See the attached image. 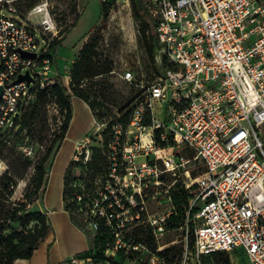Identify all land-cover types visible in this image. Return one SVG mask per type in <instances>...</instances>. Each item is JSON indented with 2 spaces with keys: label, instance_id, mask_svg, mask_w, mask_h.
<instances>
[{
  "label": "built area",
  "instance_id": "1",
  "mask_svg": "<svg viewBox=\"0 0 264 264\" xmlns=\"http://www.w3.org/2000/svg\"><path fill=\"white\" fill-rule=\"evenodd\" d=\"M25 1L0 0V131L17 130L37 92L61 77L52 43L62 31L52 0L23 9ZM144 1L162 74L140 82L127 125L95 120V131L77 143L69 166L78 181L75 198L86 208L94 236L104 227L109 255L132 254L137 264H206L205 257L229 252L232 264H239L233 254L241 251L247 264H264V0ZM27 73L30 83L18 80ZM66 77L71 80V68ZM121 77L136 81L132 71ZM98 133L109 167L101 186L92 189L78 167L91 160ZM21 148L35 155L33 145ZM196 164L204 167L197 180L191 170ZM178 173L186 188L197 185L188 211L189 217L197 207V226L193 244L187 235L174 261L161 253L170 246L162 241L175 213L171 186L163 185L168 174ZM163 191L169 209L162 207ZM140 225L152 229L156 249L133 233ZM84 262L94 264L79 254L70 259Z\"/></svg>",
  "mask_w": 264,
  "mask_h": 264
},
{
  "label": "rangeland",
  "instance_id": "2",
  "mask_svg": "<svg viewBox=\"0 0 264 264\" xmlns=\"http://www.w3.org/2000/svg\"><path fill=\"white\" fill-rule=\"evenodd\" d=\"M52 3L55 18L62 31L60 35L62 38L59 40L63 39L55 54V72L71 89L72 99L80 98L74 94L75 86L70 85V80L67 79L66 74L68 69L80 60L85 44L90 43L91 47L85 56L87 63L92 65L96 72L102 71L103 68L110 69V71L94 76L89 80H83L81 87L95 97L93 100L95 107L92 112L97 121L108 119L112 123H119L118 121L125 113L134 107L141 92V87L138 86L140 82L142 80L145 83L152 81L161 75L163 70V64L157 60L159 53L156 47L152 52L150 50L149 32L145 30L140 19L134 14L132 1L52 0ZM103 5L108 9L105 14ZM23 9L26 7L24 6ZM77 15H79V20L76 26L68 31L72 23L75 22ZM127 71L134 73L135 82H127L122 79L121 74ZM122 108L125 109V112H121ZM103 114L106 115L104 118L102 117ZM63 119L59 108L56 105H49L43 108L40 116L32 122L29 139L35 146V155L31 157L32 165L26 171L23 167V159L26 155L20 147L7 144L0 148V178L7 174L9 177H15L17 182L14 195L7 199H0L1 221L9 224L8 215L12 208H18L22 204L31 203L30 211L37 209V200L40 198L44 187L36 192L39 177L38 164L44 153L39 145L50 144L55 133L60 131ZM89 119L93 124L94 120L91 116ZM93 125V131H95L98 124L94 123ZM262 132L264 136V128ZM107 138L108 135H104V141ZM16 142L18 145L21 143L17 140ZM90 145L92 152L95 148L107 155V149L99 133L93 137ZM177 151L186 155L191 154L185 148H180ZM50 159L45 163V167L50 163ZM102 162L95 158L92 163L88 162L78 167V172L81 173L85 185L92 183L94 187L101 186L105 172V168L101 166ZM191 170L194 179L197 180L203 174L204 167L201 164H196L191 167ZM70 176L74 178L73 169L70 170ZM184 177L185 175H181V173L177 175L168 174L164 178L163 187L170 185L173 193L181 190V188L188 189L183 185ZM72 181L73 185L78 183L74 179ZM193 191L194 189L190 192ZM32 197L37 199H30ZM160 198L163 201V209L171 208L170 203L165 199L164 191ZM192 202L191 199L190 206ZM152 207V209L157 210L155 203L152 204ZM174 208L177 210L175 206ZM77 217L86 233L93 236V230L89 223L79 216ZM183 220L182 226L169 230L162 241V245L182 246L185 237L191 234L192 227L197 226L196 219L191 216L188 217V213ZM35 223L34 221L31 222L28 228L34 227ZM188 224L190 225L188 226ZM18 227L20 228V226ZM233 256L239 264L245 262V255L242 252L233 254ZM42 260V253L38 252L36 264H42ZM125 262L126 264H137V261L132 259H126Z\"/></svg>",
  "mask_w": 264,
  "mask_h": 264
},
{
  "label": "trees",
  "instance_id": "3",
  "mask_svg": "<svg viewBox=\"0 0 264 264\" xmlns=\"http://www.w3.org/2000/svg\"><path fill=\"white\" fill-rule=\"evenodd\" d=\"M131 1L133 4L134 14L137 18L140 19V22L144 25L145 30L149 32L150 50L152 52L155 47L157 49L154 21L151 19V16L148 13L144 0ZM37 2L38 0H26L25 2H21L19 6L21 8H23L24 6L26 8H30ZM103 9L104 14L108 12V9L104 5ZM78 20L79 15H77L75 22L72 23L68 31L76 26ZM62 40L55 39L53 41L52 48H55L56 52ZM90 47V43L85 44L80 60L71 67L70 85L75 86L73 90L74 94L84 99L93 110L95 107V103H93L95 97L93 95H90L85 89H83V87H81L82 82L83 80H89L99 74L108 73L110 69L103 68L102 71L96 72L94 67L87 63L85 56L87 55V51H89ZM52 104L57 105L64 119L62 126L60 127V131L58 133H55V136L50 144L39 145L40 148L42 145H44L45 151H43L44 153L38 164L39 177L37 181L36 192L44 186L45 177L49 171L50 164L52 163L54 156L61 147V144L66 137V133L72 121L74 115V106L72 101L71 89L65 85L63 79L60 77L51 87L40 89L37 92L35 99L24 111L19 122V128L17 130L0 131V148L6 146L7 144H11L14 147L20 148L26 144L33 145V143L29 139L31 124L40 116L43 108H46L47 106ZM132 110L133 107L125 113V115L119 120V122L127 125L130 120ZM121 112H125V109L122 108ZM104 116L106 115L103 114L102 117L104 118ZM16 140L19 142L21 141V143L18 145ZM107 140L108 138L105 140V143L107 142ZM104 146L106 147V144ZM95 158L98 159V161H103L101 163V166L102 168H105V176L109 167V160L107 155L104 152L94 148L92 158L89 162L92 163ZM48 159H50L51 161L50 163H48V166L45 167V163L48 161ZM23 164L24 170H28V168L32 165V158L29 156H25L23 159ZM70 170L71 169L69 168V171L65 177L66 182L64 189V200L66 202V208L70 212L72 220L84 230L81 225L80 219H78L77 216L87 221L84 215V211L86 210V208L75 198V191L77 187L73 185L72 180H75V177L73 178L70 176ZM16 184L17 182L15 177H9L7 174H5L2 178H0V199L3 200L13 196ZM88 186L89 188L95 189L92 183H89ZM196 186L197 185L193 186L191 189L181 188V190L175 191L174 193L172 191L173 205L177 210L174 211L175 213L170 216L167 222V228L169 230L172 228H179L184 224L183 218L187 216V213L190 209V200H193L197 193ZM193 189L194 191L190 192ZM30 199L34 200L37 198L32 197ZM30 206L31 203H29L28 205L22 204L18 208H12V211L8 215V219L10 222L9 224L1 221L0 219V264H16L19 259L32 258L40 244L50 234L51 226L46 213L38 209H36L35 211H30ZM196 211L197 207L194 206L191 209L189 216L193 217ZM33 221L36 222L34 227L28 228V225ZM189 225L190 224H188V226ZM18 226H20V228ZM193 228L194 227H192V229L190 230L191 234L188 235L190 244H193L195 237V228L194 231ZM103 230L105 229L103 226H101L99 233L93 237L91 248L88 251L79 254L81 257H91L94 264H100L103 261H108L109 264H126V259L135 260L132 254H126L122 251H118L115 255H109L107 249L109 248L111 240L109 239L107 233H102ZM133 233L136 235L138 240L145 244H148L153 249H156L157 243L154 238L152 229L149 226H137L133 229ZM182 251L183 244L180 247L173 244L165 248L163 251H161V253H163L170 260L175 261L179 260L182 255ZM244 258L245 262L240 264H247V259L246 257ZM204 260L206 264H232L231 253L229 252H216L213 255L205 257Z\"/></svg>",
  "mask_w": 264,
  "mask_h": 264
},
{
  "label": "crops",
  "instance_id": "4",
  "mask_svg": "<svg viewBox=\"0 0 264 264\" xmlns=\"http://www.w3.org/2000/svg\"><path fill=\"white\" fill-rule=\"evenodd\" d=\"M74 115L66 137L50 164L45 177L44 188L37 200V209L46 213L51 226V232L43 240L30 259H19L16 264H36L38 252L42 253V264H70V259L88 251L93 242V236L80 228L71 218L64 200L66 175L77 143L92 133L95 116L92 109L82 98L72 99ZM90 116L94 120L92 124ZM84 264H90L85 263Z\"/></svg>",
  "mask_w": 264,
  "mask_h": 264
},
{
  "label": "water",
  "instance_id": "5",
  "mask_svg": "<svg viewBox=\"0 0 264 264\" xmlns=\"http://www.w3.org/2000/svg\"><path fill=\"white\" fill-rule=\"evenodd\" d=\"M22 53H23V55H25V56H32V57H36V55L34 54V53H28V52H26V51H22ZM22 79H26V80H28V82L30 83V81H31V77H30V75H29V73H27L26 75H21L20 77H19V81H21ZM2 87L0 86V97H1V93H2Z\"/></svg>",
  "mask_w": 264,
  "mask_h": 264
}]
</instances>
